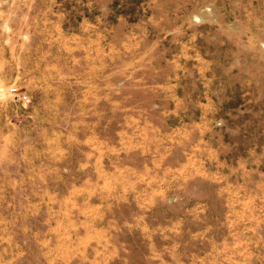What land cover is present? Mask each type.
Instances as JSON below:
<instances>
[{
  "label": "crops",
  "instance_id": "crops-1",
  "mask_svg": "<svg viewBox=\"0 0 264 264\" xmlns=\"http://www.w3.org/2000/svg\"><path fill=\"white\" fill-rule=\"evenodd\" d=\"M13 20L0 13V264H176L163 242L187 236L173 233L174 191L217 211L225 204L207 196L211 182L174 181V157L186 164L185 137L175 143L173 132L184 108L167 100L173 91L142 85L137 71L100 79L92 70L79 80L61 54L48 64L27 25ZM84 84L86 99L72 103ZM10 86L32 104L16 102ZM67 99L85 117H53ZM204 209L182 210L181 223Z\"/></svg>",
  "mask_w": 264,
  "mask_h": 264
},
{
  "label": "rangeland",
  "instance_id": "rangeland-1",
  "mask_svg": "<svg viewBox=\"0 0 264 264\" xmlns=\"http://www.w3.org/2000/svg\"><path fill=\"white\" fill-rule=\"evenodd\" d=\"M1 12L79 80L137 71L142 85L173 91L186 164L174 157V181L211 182L204 191L225 206L187 203L175 190L173 233L187 236L163 242L176 264H264V0H0ZM85 87L72 103L86 99ZM10 96L25 108L34 101ZM69 101L52 116L85 117ZM191 208L208 212L181 223Z\"/></svg>",
  "mask_w": 264,
  "mask_h": 264
},
{
  "label": "built area",
  "instance_id": "built-area-1",
  "mask_svg": "<svg viewBox=\"0 0 264 264\" xmlns=\"http://www.w3.org/2000/svg\"><path fill=\"white\" fill-rule=\"evenodd\" d=\"M18 88L17 87H13L12 89H10V91H11V93L13 92L14 94H15V96L17 97H19L20 99H24V100H26V101H29V96L27 95V94H22V96L20 95L21 93L20 92H18V90H17Z\"/></svg>",
  "mask_w": 264,
  "mask_h": 264
}]
</instances>
